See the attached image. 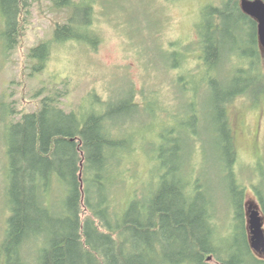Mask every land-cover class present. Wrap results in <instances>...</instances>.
<instances>
[{
  "label": "trees",
  "instance_id": "16d2710c",
  "mask_svg": "<svg viewBox=\"0 0 264 264\" xmlns=\"http://www.w3.org/2000/svg\"><path fill=\"white\" fill-rule=\"evenodd\" d=\"M48 1L56 9H71L68 19L56 24L55 42L74 40L97 49L100 36L93 29V18L98 0ZM28 8L29 0H0L7 49L19 43ZM236 21L254 28V47L244 53L251 59L248 67L239 69L230 83L219 80L213 71L230 49V39L239 41L232 31ZM200 38L206 66L202 109L198 111L187 98L186 128L165 129L159 143L151 142L154 145L148 149L158 172L152 188L142 194L123 196V156L132 149L134 134L114 129L119 111L140 108L134 94L79 115L60 107L65 94L56 92L11 123L10 216L0 244L5 264H207L211 255L226 264H264L250 243L246 187L236 171L238 153L227 110L239 96L256 100L264 95L257 23L238 0H226L209 7ZM50 48L51 41L31 48L29 58L38 59L33 70L45 66ZM183 78L180 87L188 94L191 79L181 82ZM200 124L215 137V156L234 198L226 234L220 232L218 203L201 174V163L194 160L202 153L197 146L203 140ZM253 188L264 214V172Z\"/></svg>",
  "mask_w": 264,
  "mask_h": 264
},
{
  "label": "rangeland",
  "instance_id": "374dc122",
  "mask_svg": "<svg viewBox=\"0 0 264 264\" xmlns=\"http://www.w3.org/2000/svg\"><path fill=\"white\" fill-rule=\"evenodd\" d=\"M225 1H95L93 29L100 36L95 50L89 43L53 40L56 24L64 23L71 9H56L48 0H29L23 35L15 48L7 49L3 38L4 15L0 11V244L10 216L7 140L11 123L20 120L24 113L35 111L40 99L56 92L65 94L60 107L79 115L91 109L102 110L104 103L127 100L134 94L140 108L119 111L114 117V129L134 134L132 149L123 156V196L142 194L152 188L158 172L157 161L148 149L154 145L151 142L159 143L165 129L186 128L187 98L193 100L198 111L202 109L201 83L206 66L201 55L200 30L209 7L221 6ZM232 29L239 41L230 39V49L213 71L219 80L230 83L239 69L248 67L251 59L244 53H250L254 47L251 25L236 21ZM43 41H51V51L45 66L37 72L33 70L35 62L29 53ZM236 46L242 50L236 51ZM262 52L264 70L263 48ZM181 76L185 77L181 82L191 79L192 90L188 94L180 87ZM183 84L189 87L188 83ZM227 110L238 153L236 171L246 187L245 211L250 237L252 207L258 208L264 217L253 188L264 172V95L256 100L239 96ZM199 128L203 140L197 146L202 153H197L194 160L201 163V174L205 175L212 197L218 203L220 232L226 234L233 219L230 204L234 198L215 156V137L201 124ZM256 254L264 259V254ZM206 262L218 264L215 258ZM0 264H5L2 256Z\"/></svg>",
  "mask_w": 264,
  "mask_h": 264
},
{
  "label": "water",
  "instance_id": "95a60500",
  "mask_svg": "<svg viewBox=\"0 0 264 264\" xmlns=\"http://www.w3.org/2000/svg\"><path fill=\"white\" fill-rule=\"evenodd\" d=\"M241 8L258 23L259 42L264 49V0H241ZM250 243L253 250L264 254V217L261 211L252 207L249 215ZM211 255L208 260H213ZM218 264H226L218 262Z\"/></svg>",
  "mask_w": 264,
  "mask_h": 264
},
{
  "label": "flooded vegetation",
  "instance_id": "af4514ba",
  "mask_svg": "<svg viewBox=\"0 0 264 264\" xmlns=\"http://www.w3.org/2000/svg\"><path fill=\"white\" fill-rule=\"evenodd\" d=\"M238 1H239V4H240V7H241V0H238ZM241 9H242V8H241ZM250 17H251V16H250ZM251 18H252V17H251ZM252 19H253L254 21H256L254 18H252ZM256 23H257V21H256ZM257 31H258V23H257ZM32 60H34V62H35L34 66H35V65L38 63V59H32ZM34 66H33V67H34ZM41 68H42V67H40L39 70H34V71H37V72H38V71H40ZM207 261H209L208 258H207Z\"/></svg>",
  "mask_w": 264,
  "mask_h": 264
}]
</instances>
